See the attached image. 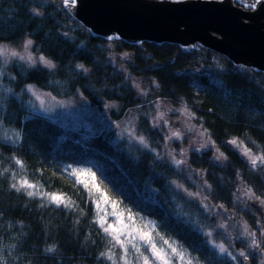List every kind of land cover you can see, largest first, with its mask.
I'll return each mask as SVG.
<instances>
[{"label": "trees", "instance_id": "1", "mask_svg": "<svg viewBox=\"0 0 264 264\" xmlns=\"http://www.w3.org/2000/svg\"><path fill=\"white\" fill-rule=\"evenodd\" d=\"M61 3L0 0V45L30 39L32 53L54 62L52 68L29 66L0 56V264H125L123 249L99 223L104 216L105 227L122 229L116 215L120 211L125 220L131 212L133 218L153 221L156 231L182 246L193 264H257L255 252L245 250L246 257L241 256L247 245L241 232L233 233L239 237L233 244L237 250L231 255L218 252L206 236L215 217L192 193L195 184L198 190L205 187L207 206L217 205L223 213L240 208L234 196L239 187L264 202V163L257 160L253 167L243 151L229 143L235 138L243 149L264 155V73L234 67L222 58V84H215L202 73H191L198 70V60L209 61L200 58L201 51L209 54V50L185 51L166 43L134 46L92 37ZM194 79L196 91L191 85ZM141 82L150 87L153 82L156 90L150 92H158L181 113L194 114L190 116L200 128L199 140L209 143L187 154L188 166L202 174L201 181L195 175L188 177L176 163L190 138L171 142L163 125L150 122L146 112L152 110L150 98L145 88L142 94L136 88ZM29 86L57 98L80 93L97 107L115 103L107 110L113 119L140 107L137 131L147 144L115 136L107 126L96 134L66 127L42 112ZM168 146L180 150L164 152ZM72 168L95 172L99 190L91 184L85 188ZM21 180L35 188L12 187H19ZM28 191L62 195L71 206L56 204L46 195L29 196ZM103 193L108 203L101 199ZM112 200L119 207L116 212L111 210ZM237 211L245 212L251 222L247 229L256 232L260 209L252 208L253 216L246 209ZM119 234L124 239L126 232ZM136 257L131 251V264H137Z\"/></svg>", "mask_w": 264, "mask_h": 264}, {"label": "water", "instance_id": "2", "mask_svg": "<svg viewBox=\"0 0 264 264\" xmlns=\"http://www.w3.org/2000/svg\"><path fill=\"white\" fill-rule=\"evenodd\" d=\"M62 7L92 37L211 50L264 73V0H77Z\"/></svg>", "mask_w": 264, "mask_h": 264}, {"label": "rangeland", "instance_id": "3", "mask_svg": "<svg viewBox=\"0 0 264 264\" xmlns=\"http://www.w3.org/2000/svg\"><path fill=\"white\" fill-rule=\"evenodd\" d=\"M28 39H24L20 44L18 45H8V44H2L0 47H4L11 51H15L19 53L18 56H11V55H4L1 56L5 61H12L14 59L22 60L20 59V56L26 55L25 53V41ZM112 42V41H108ZM32 45V44H31ZM31 45L28 46L27 51L30 52L36 61L34 64L29 63L27 60H23L25 64L29 66H33L36 64H40L42 66L47 67L43 63L40 62L39 57L43 55L34 54L31 52ZM115 45V44H114ZM111 47H113V43L111 44ZM109 56L111 55V49L108 50ZM208 55V56H207ZM45 57V56H43ZM129 56L127 54H124L123 61L128 63L126 58ZM46 58V57H45ZM200 58L208 59V62H205L204 60H198L199 66L197 67L198 70L194 69L191 71L192 74H204L208 77V79L211 82H214L215 84L221 85V72H224L225 70V63L223 62L222 58L223 56L209 50V54H206V52L203 50L201 51ZM47 59V58H46ZM49 60V59H48ZM51 61V60H50ZM52 62V61H51ZM54 65V62H52ZM157 65H162V63H158ZM49 68V67H48ZM136 80V79H135ZM193 87L196 89L197 85V79H194L191 83ZM136 88L139 90V92L142 94L144 88L146 91L144 94L146 97H149L150 100H148L149 108L152 110H148V115L150 118V122L154 125H163V127L167 130V138L172 142L175 140H181L184 139V137H189V142L187 145L188 148L181 150V158L178 159V161H181L180 165L185 170L188 177L191 178L192 175L197 176V180H202V174L200 172H197L194 169H191L188 166V158L187 154H189L194 150H203L209 146V143L207 141L199 140L201 136V132L199 131L200 128L195 126L196 123H193V120L191 116L188 113H181L179 109L174 107L170 104L169 101H167L164 97L160 96L158 92H150V90L155 91L156 88H154V84L152 82V87L150 86H143V83H137ZM150 92V93H149ZM29 93L32 95L33 99L35 100L36 104L40 107L42 112L45 115H49L52 117H55L56 120L60 121L65 125L66 127L72 126V127H79L84 130L86 133L96 134L98 133L103 126H107L109 129H111L112 133H115V136H122V137H128L131 139H136L137 141H140V137L143 138V142H145L144 137L138 133L137 129V112L139 111V108H133L131 110H128L126 113H124L120 118L113 119L108 114V109L111 107H114L115 103H106L100 107L93 106L85 97H83L80 93L76 95L75 97L72 96V98H57L43 90H39L36 88H32V90H29ZM151 102V103H150ZM155 120V121H152ZM197 125V124H196ZM173 133H178L179 135H173ZM141 142V141H140ZM141 142V143H143ZM182 142V141H181ZM146 143V142H145ZM147 144V143H146ZM237 148L241 151L244 150L242 146H240L238 143L236 144ZM214 149V147H212ZM178 150H171V148L168 146L164 152L168 153H177ZM247 156V155H246ZM253 156L255 154L253 153ZM248 159H250L247 156ZM82 181H85L88 184L92 185L91 177L88 175L81 176ZM196 190L192 193L193 199L197 200L200 204V206L204 205L207 209L206 211L210 214H213L216 220V224L207 230L206 236L209 239V242L218 250L220 254H229L231 255V252L233 250H237L233 244H237L239 237L234 235L233 233L238 235V232H241L240 237H243L242 239L247 240V245L245 246L244 250H240L243 252V257H246L244 254H246L245 250H249L250 252H255L257 255V264H264V248L261 251L260 255L256 252L260 248L259 239L255 237L253 234L255 232L252 231L250 228L247 229V223H251L247 221L244 217V213H239L237 210L239 209H246L249 211V214L252 216L255 212L252 211L253 209L259 208L261 213L260 216L257 217V224L256 226V232L258 235H263L262 240L264 241V202L258 201V198L253 194H250L247 189H244L242 187H239L236 189L234 196L236 198V207H240L239 209H235L232 211H224V213L217 207V205L212 207H208L205 203L206 196L208 195L206 192V188L203 187L202 189L198 190L199 185L195 184ZM191 195V194H187ZM244 203V204H243ZM110 206L112 207L111 203ZM251 207L249 210L247 207ZM216 207V208H215ZM119 207L117 208H111L112 211L116 212ZM221 212V213H220ZM120 213H123L120 211ZM129 212H127L128 214ZM239 214H242V216H239ZM127 217V215H126ZM135 220V226L136 227H143L148 222H151L152 224H155L153 221H149L148 219H140L137 216L133 218ZM124 224H131L132 222L129 220L123 219ZM256 223V222H255ZM256 224V225H257ZM151 227V225H149ZM145 231L148 229L145 228ZM155 232L156 229H155ZM168 239V238H166ZM253 239H255L256 243L253 244ZM260 241V242H263ZM221 246L224 247L225 251H221ZM144 247H147V245H144ZM230 248L232 249L230 251ZM186 252V251H185ZM186 256L188 253H185ZM238 254V253H234ZM145 255H148L151 258L150 252L145 253ZM191 258V257H190ZM159 264V262H157ZM172 264H179V262L173 258Z\"/></svg>", "mask_w": 264, "mask_h": 264}, {"label": "snow or ice", "instance_id": "4", "mask_svg": "<svg viewBox=\"0 0 264 264\" xmlns=\"http://www.w3.org/2000/svg\"><path fill=\"white\" fill-rule=\"evenodd\" d=\"M77 3V0H64V4L66 7L69 6H75ZM32 44V41L26 40L25 41V53L26 55L20 56V59L27 60L29 63L34 64L36 61L34 60L32 54L27 51L28 46ZM4 55H11V56H18L19 53L15 51L9 52L8 49L4 47H0V56ZM39 60L41 63L46 65L49 68L54 67L52 62L48 59H46L43 56L39 57ZM82 67V65L78 66ZM29 90H32V87L29 86ZM189 115H194L189 113ZM173 135H179L178 133H173ZM141 142H143V138L140 137ZM231 144H237L238 141L233 138L231 141H229ZM242 143V142H240ZM244 154L247 155L250 160L253 167L256 166L257 160H260L262 163H264V155H257L253 156L251 150L245 149ZM17 164L22 166V162L20 160L16 161ZM177 164H180L181 161H176ZM71 173L75 174L76 177L79 179V177L83 175H88L91 177L92 180V187L99 190V185L96 183V173L92 172L90 169L84 170V169H76L72 168ZM81 183H84V187L87 188L89 185L88 183L81 181ZM12 187L17 188V190H20V187H26L28 189L35 188V185L30 183L28 180H21L20 186L17 187L16 184H13ZM34 194L37 195H46L48 198L55 202L56 204H65L66 206H71V202L64 199L62 195L54 194V193H41L39 191L33 192L28 191L27 195L32 196ZM101 199L108 203V197L106 193H103L101 195ZM112 207L115 209L117 207V202L115 200L111 201ZM99 206V205H97ZM116 215L119 217L118 222L123 225V228H117L113 224H108L107 227L104 226L105 217L101 216L99 219V223L103 231L109 235H112V239L115 241L116 244H118L122 249L125 255L121 257V259L124 260L125 264H131L130 260L128 259V255H130L131 251H135L137 254L136 261L137 264H140V261H143V264H172L173 258H175L179 264H193L192 259L188 258L185 254V251L182 250V246L177 244L175 241H171L170 239H165L163 236L160 235L159 232H155L156 225L152 224L151 222L146 223L143 225V227H136L135 226V220L133 219V215L131 212L127 214V218L129 221H131V224H124L123 223V213H116ZM151 225V227H149ZM147 228L148 230L145 231L144 229ZM111 230V232H110ZM121 231H125L126 235L124 239H121V235L119 234ZM254 235V234H253ZM143 245H147V247H142ZM253 244L256 243L255 239H253ZM127 245H131V249L128 248ZM221 251H225L224 247L221 246ZM151 255V258L148 255H145V253H149ZM101 255H106V253H101ZM108 258L112 259V256L109 253H107ZM243 255V253H241Z\"/></svg>", "mask_w": 264, "mask_h": 264}, {"label": "flooded vegetation", "instance_id": "5", "mask_svg": "<svg viewBox=\"0 0 264 264\" xmlns=\"http://www.w3.org/2000/svg\"><path fill=\"white\" fill-rule=\"evenodd\" d=\"M254 236L257 237V239H259L260 241H263L261 238H262V234L261 235H258L257 232L254 233ZM264 245H262L261 247H263ZM261 247L258 249V251H256L259 255L262 251Z\"/></svg>", "mask_w": 264, "mask_h": 264}]
</instances>
